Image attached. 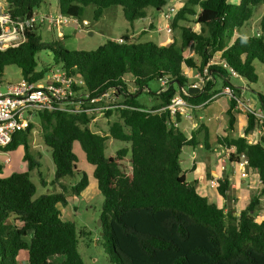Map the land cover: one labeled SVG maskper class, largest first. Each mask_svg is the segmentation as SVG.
Masks as SVG:
<instances>
[{
    "label": "trees",
    "instance_id": "obj_1",
    "mask_svg": "<svg viewBox=\"0 0 264 264\" xmlns=\"http://www.w3.org/2000/svg\"><path fill=\"white\" fill-rule=\"evenodd\" d=\"M5 1L14 20L30 18L50 5L49 0ZM56 1L59 13L79 21H88L85 16L90 6L96 7L95 21L104 16L105 10L122 7L131 24L146 20L148 8L161 12L168 5V0ZM261 5L264 0H187L170 23L171 34L177 35L170 44L134 43L131 36L124 35L96 50L78 51L57 42L44 43L37 34L38 27L28 33L27 42L20 47L0 51V85H4L3 75L9 66H17L23 79L42 80L50 68L37 71V57L40 52L49 51L57 65L72 76L80 75L83 83L74 86L77 93L96 97L114 90L116 97L124 99L125 106L107 111V116L118 113L109 134L94 133L90 128L92 116L77 112L74 106L64 109L56 103V109L36 114L44 142L52 151L54 183L59 184L60 192L35 198L37 188L31 172L40 163L28 144L33 123L2 149L7 153L24 145L28 171L3 177L5 164L0 163V264H21L23 251L28 253V264H87L78 250V231L73 223L63 220L61 209L68 206L70 191L64 179L81 176L71 187L75 196H81L90 184L89 176L77 166V142L94 167L104 198L103 245L113 264H264V220L257 218L264 196V138H254L264 128V121L250 113L240 137L221 139L227 147L235 148L231 161L239 162L245 157L248 169L257 172L261 180V193L237 216L235 209L226 211V207L202 196L196 185L188 182L181 155L184 147L196 146L197 141L169 124V111L160 112L183 90H188L185 98L194 105L212 100L213 82L200 93L193 94L189 89L192 83L185 75L189 69L201 75L206 70L209 74L214 71V79L219 77L225 87L233 89V80L243 82L247 91L261 81L257 66L264 65V14L258 34L248 36L243 32L254 9ZM190 17L195 18V29L185 24ZM214 59L226 62L228 67L208 66ZM231 72L237 74L236 79H231ZM153 81L162 87L165 82L168 89L160 93L159 103L149 111L135 97L149 89ZM130 85L135 87V94ZM253 93L264 108V92ZM78 99L71 98L76 103ZM235 109L236 100L232 99L227 111L232 131L238 122ZM176 120L180 124L181 116ZM109 139L128 146L110 157ZM206 146L210 147L208 135ZM218 184V193L229 200L230 177L224 176ZM55 257L63 261L53 262Z\"/></svg>",
    "mask_w": 264,
    "mask_h": 264
},
{
    "label": "rangeland",
    "instance_id": "obj_2",
    "mask_svg": "<svg viewBox=\"0 0 264 264\" xmlns=\"http://www.w3.org/2000/svg\"><path fill=\"white\" fill-rule=\"evenodd\" d=\"M0 1L4 5L7 4L5 0ZM231 1L238 2V0ZM186 3L187 0H168V5L166 8L171 5H176L180 8ZM49 4V6H43L41 9L37 10V12H58L56 0H49ZM95 8V6H90L87 9L88 13L86 14L85 18L90 24L89 27H80L79 25H82V21H76L74 19L69 20V22L66 24L56 25L55 27L50 25L40 26V28L37 30V34L42 37L44 43L52 44L57 42L62 47L78 51L96 50L108 41H116L124 35L131 36V40L134 43L153 42L158 45H160V43H173L175 41V37L177 38V35L174 33L171 34L167 32L166 29L168 24L166 23L164 15H162V11L157 12L153 8H148L147 12L149 17L146 20L136 21L134 24H131L125 19L122 7L115 6L105 10L104 16L98 21H95L93 16V10ZM198 9L199 11L201 10L199 7ZM263 14L264 5L256 7L254 9V16L252 20L243 29V32H245L248 36L258 34L260 32V23ZM194 20L195 18L190 17V22H185V24L192 29H195L197 25L192 23ZM179 40L180 39L178 38V41ZM37 61V71H42L46 67L50 69L57 67V64L55 63V57L49 51L40 52L38 54ZM208 66H213V64ZM207 71L208 70H206V73ZM213 72L214 71H211L210 74H208V77H210L209 82H213L210 91V93L213 94L212 100H210L211 102L208 101L203 105L197 106L188 101L186 113L184 115H180L181 126L179 128L187 133L189 139L195 138L197 141L196 146L184 147L181 155L182 169L187 177L188 182L193 184L198 182L202 172H205L206 169L203 167L205 163H210L212 166H216L218 163L223 164L222 167L224 174H227L231 178L230 181L233 183V188L231 190L232 193H236V189L237 191L240 189L241 183L239 177L241 179H246L247 182H251L253 179H255L253 184L255 188L251 191L249 196V201H251L254 197L259 196L262 191V186L260 185L258 180L259 177L257 176L258 173L246 168L248 176L247 178L242 177L240 171L245 169V167L232 165L231 157L235 150L227 147L226 144L221 143V139L224 137H240L247 128V119L248 114L250 113H254L261 122L264 121V108L262 107L257 95L253 93L258 91L264 92V65L258 64L257 73L260 75L261 81L258 84L252 85V89L250 91H247L244 94L242 91L238 92L239 89L234 86L236 98H232L230 95L224 93V90L226 89L224 81L221 79H214L211 75ZM49 74L50 72H45L43 77L44 82L47 80ZM200 76L202 75L198 72L192 71L190 75L191 83L199 79ZM22 79L23 77L20 69L17 66H9L5 69L2 80L4 81V85H7L8 83L18 82ZM4 85H0L1 92H5ZM163 88L164 87H162L158 81H153L149 84V89L139 92L135 98L137 99L138 103L149 107V111H152L151 107L156 106L159 103L158 98L160 93L163 92ZM129 89L133 94H135V87L130 85ZM200 92L201 91L198 90L192 91L193 94ZM222 97L223 100L216 104L219 107H222V102L226 101V99L230 103L232 99L236 100L235 110L237 113L238 122L235 131H232L229 128V116L227 112L223 113L222 118H217L211 121L208 119L210 118L208 107L213 101L220 100ZM251 97L256 100L255 105H253V102L249 100ZM123 101L124 99L121 98L115 99V101H104L102 103H97V105H93L95 110L89 112V114L92 116V123L90 125L91 130L94 133L109 134L112 124L118 120V113L114 112V114L111 116H107V111L109 110H106L103 107H107L110 104L120 106L123 105ZM220 103L221 105H219ZM67 106L73 107L74 105H63V107ZM228 106L230 107V104H228ZM262 108L263 110H261ZM116 110L117 108L114 109V111ZM220 110L222 112V109ZM32 125V135L28 141V144L30 147V152L40 163V167L31 172V179L37 188L35 198H38L41 195L53 194L58 191L60 192L61 189L59 184L54 183L55 165L52 158V151L44 142L41 122L37 116L34 117ZM209 128L211 129L210 132ZM218 134H221V136H218ZM207 135L209 138L210 147L206 146ZM254 138L258 141L262 140V138H264V128H261L259 132L255 134ZM127 146V144L120 141L109 139L107 142V155L110 157L116 156L120 149ZM74 152L79 159V162L77 163L78 169L82 172H85L89 176L90 184L81 196H75L72 194L71 187L80 181L81 176L76 175L63 180V183L66 184L70 190L67 194L68 206L61 208L63 220L75 225L79 234L78 250L87 264H113L109 253L106 251L103 245L104 239L101 227V213L104 198L98 188V182L94 177V167L88 163L85 152L82 150L81 145L78 142L74 144ZM24 155V145H21L15 150H9L5 154H0V163L2 164H5L9 157L12 159L10 165L11 168L7 167L9 164H6L2 176L7 177L13 173L28 171V163L24 159ZM195 165L198 166L196 169H194ZM204 175L207 176L205 179L208 180L211 187L214 177L207 171ZM218 185L219 184L217 181L216 187L214 186L212 188V195L210 196V198H212L211 200L215 203L218 202L216 191L218 190ZM204 186H206L204 183L199 182L196 185V188L200 194L203 195L206 194L203 190ZM228 194L230 196L229 204L227 206H223L221 204V207H226V211H230L235 204V202L231 200L234 196H232L229 192ZM262 198H264V196ZM262 198L258 209L257 218L259 221L264 220V199L262 200ZM231 202H233V205H231ZM240 213L241 212H237L235 209V215L239 216ZM19 260L21 264H28V253L23 251L20 254ZM51 260L57 263L63 261L62 258L57 257L52 258Z\"/></svg>",
    "mask_w": 264,
    "mask_h": 264
},
{
    "label": "built area",
    "instance_id": "obj_3",
    "mask_svg": "<svg viewBox=\"0 0 264 264\" xmlns=\"http://www.w3.org/2000/svg\"><path fill=\"white\" fill-rule=\"evenodd\" d=\"M179 7L171 5L168 8L162 10V15L166 20L167 32L171 33L170 22L178 12ZM75 18L68 17L59 12L48 13H36L30 18L14 20L13 16L9 12L8 4L4 5L0 1V51H6L10 48H18L28 40V33L35 31L38 27L43 25H50L55 27L56 25H62L74 20ZM76 21H79L75 19ZM83 25V26H82ZM80 27H89L88 21H82ZM223 65L228 67L226 62H217L212 60L209 65ZM50 74L47 80L29 81L22 79L18 82L8 83L4 85L5 92L0 91V154L2 149H5L11 145L15 136L22 131H26L38 112L52 111L56 109V103L59 107L63 105H74L77 112L88 113L95 110L93 105L97 103L107 102L110 100L120 99L116 97L114 90H110L96 97H91L89 93H77L74 86H80L83 82L80 79V75L72 76L62 66L57 65L56 68L49 70ZM208 72L200 76L199 79L193 82L189 89L192 91H201L206 87L210 81ZM185 75L190 77V70L185 72ZM231 77L236 78L237 74L231 72ZM168 89V86L164 82L163 92ZM224 93L235 97V90L232 87H226ZM189 92L183 90V94H177L171 101L168 107L160 110L169 111L171 116L170 125L175 128H179L180 124L176 118L178 115H184L188 107V101L185 96H188ZM79 98L77 103L72 101L71 98ZM115 98V99H114ZM57 107V108H59ZM123 105H109L103 107L106 110H112L116 108H124ZM257 114V113H256ZM232 149L235 150L233 147ZM6 164L11 163V158H8ZM239 167H245L240 171L242 177L248 176L246 168H248V161L245 157L241 161L236 162Z\"/></svg>",
    "mask_w": 264,
    "mask_h": 264
},
{
    "label": "crops",
    "instance_id": "obj_4",
    "mask_svg": "<svg viewBox=\"0 0 264 264\" xmlns=\"http://www.w3.org/2000/svg\"><path fill=\"white\" fill-rule=\"evenodd\" d=\"M161 29V28H160ZM214 61H217L216 59H214ZM190 70V69H189ZM188 71V70H187ZM192 71L190 70V75H191ZM218 80H220V78L218 77ZM195 82V81H194ZM216 82V80H215ZM234 86H236L239 90L242 91V93H246L247 92V89L245 87V85L243 84V82L239 81V80H234ZM205 88H203V90L201 91H205L204 90ZM223 100V97L220 98V100H216V101H213L211 103V105L208 107V113H209V121L211 120H214V119H217V118H222V115L223 113H226L227 112V109L229 108L228 104H230V102L227 101H223L222 102V105L221 103L219 105H221L222 107H219L217 106L216 104ZM251 102H253V105H255V102L256 100L251 97L249 99ZM203 105V104H202ZM222 109V112L221 110ZM262 110V109H261ZM212 115V116H211ZM208 124V123H207ZM180 126H181V123H180ZM208 126V125H207ZM209 127V126H208ZM236 130V129H235ZM211 131V129L209 128V132ZM187 134V133H186ZM188 136V135H187ZM218 136H221V134H218ZM189 137V136H188ZM210 149V148H209ZM10 158V157H9ZM11 162H12V159H11ZM182 163V162H181ZM232 165H236V162H231ZM6 165V163H5ZM11 163L9 164V166L7 167H10L11 168ZM223 164H217L216 166H212L210 165V163H205V165L203 166L206 170L205 172H202V174L200 175L199 179H198V182L199 183H204L206 186L203 187V190L205 191V195L201 194L202 196H205V197H209L212 195V188L215 186L216 187V184H217V181L219 183V180L222 179L224 176H227V174H224L223 172ZM6 167V166H5ZM198 166L195 165L194 166V169H196ZM14 168V167H13ZM206 171L208 173H211L212 176L214 177V179L212 180V185L210 187V183L208 182V180L205 179V177L207 178V176H205L204 174H206ZM255 172V171H254ZM257 176L259 177V174H257ZM187 178V177H186ZM238 179V178H237ZM231 180V178H230ZM239 180H240V183H241V186H240V189L239 191H237L236 189V193H232L231 190L233 188V183L231 181V189L229 191V193L234 196L231 200H233V202H235L234 204V209L237 210V212H241L242 210H245L247 208V206L249 205L250 201H249V196H250V193L252 190H254V180L253 179L251 182H247L246 179H241L239 177ZM259 180V183L261 185V180H260V177L258 178ZM198 182H195L194 184L197 185ZM262 186V185H261ZM210 189V190H209ZM198 190V189H197ZM217 191V197H218V202H216L220 207H221V204L223 206H227L229 204V200H225L223 199L219 194H218V190ZM199 192V191H198ZM200 193V192H199ZM209 193V194H208ZM212 199V198H210ZM264 198H262L263 200ZM233 202H231V205H233Z\"/></svg>",
    "mask_w": 264,
    "mask_h": 264
},
{
    "label": "water",
    "instance_id": "obj_5",
    "mask_svg": "<svg viewBox=\"0 0 264 264\" xmlns=\"http://www.w3.org/2000/svg\"><path fill=\"white\" fill-rule=\"evenodd\" d=\"M192 186H194V183L193 184H191Z\"/></svg>",
    "mask_w": 264,
    "mask_h": 264
}]
</instances>
